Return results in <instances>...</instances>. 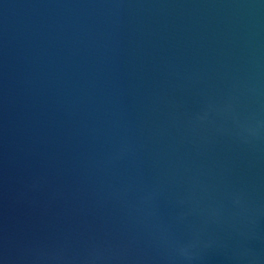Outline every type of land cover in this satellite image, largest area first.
Returning a JSON list of instances; mask_svg holds the SVG:
<instances>
[{
	"label": "water",
	"instance_id": "95a60500",
	"mask_svg": "<svg viewBox=\"0 0 264 264\" xmlns=\"http://www.w3.org/2000/svg\"><path fill=\"white\" fill-rule=\"evenodd\" d=\"M0 264H264V0H0Z\"/></svg>",
	"mask_w": 264,
	"mask_h": 264
}]
</instances>
